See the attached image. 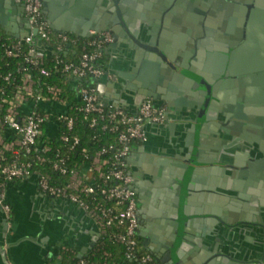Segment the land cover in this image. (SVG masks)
<instances>
[{"label": "water", "instance_id": "water-1", "mask_svg": "<svg viewBox=\"0 0 264 264\" xmlns=\"http://www.w3.org/2000/svg\"><path fill=\"white\" fill-rule=\"evenodd\" d=\"M42 1L44 15L53 30L60 33L73 32L82 38L90 37V31L93 29L100 32L110 31L115 39L109 45L111 52L120 49L125 52L126 49H130L129 57L135 52L140 53L141 56L134 57L136 63L133 65L134 68L132 66L130 69L133 75H129L133 78V85L130 87L137 95L136 102L129 105L123 100L105 99L109 105L123 107L135 113L147 98H151L156 106L163 108L162 101L170 99L162 96L166 87L184 95L183 102L179 103V107L180 104L183 105L179 109L182 115L177 119L167 115L168 111L174 109L170 101L169 110H166V121L162 124H147L145 128L146 130L151 126L163 129L168 127L169 120L179 121L176 126L179 139L174 144L176 155L165 153L166 157L172 159L173 167L171 170H166L162 180L164 186L169 189L170 221L164 226L158 243L150 247L149 252L161 264H202L199 261L184 262L180 255L183 243L188 238L191 218L186 194L201 170L208 174L210 171L223 168L224 173L240 178L235 182V190L231 189L232 184H230L223 197V200L234 204L238 213L228 212L224 215L220 212H204V219L215 224V228L220 226L231 230L241 227L257 231L263 239L257 238L258 241L255 243L257 255L247 264H264V26H259L260 29L257 26L258 22L264 24V21L258 17L260 12L264 14V0L242 1L244 15L240 18L242 29L239 33L234 34L235 32L228 28L220 30L206 26L204 39L201 38L200 32L193 33L195 37L193 49L191 47L183 51H180V46L166 45L160 38L158 27L143 29L137 20L139 17L137 8L131 0ZM190 1L192 2L190 4L198 7L197 12L204 16V21L208 24L211 21L221 20L216 17V12H219V16L229 18L232 13L231 4L240 0ZM52 2L55 3L53 6ZM83 3L95 9H83ZM180 4H182L181 0L163 2L162 10L165 17L161 18L160 26L166 22L169 10L176 12ZM69 7L70 9L75 7L80 20L74 26L61 25L57 17ZM21 19L26 21L24 34L18 33L15 29V21ZM0 28L5 29L15 38H23L31 34V25L25 17L23 2L0 0ZM33 33L37 35V30L34 29ZM37 45L47 52L53 50L51 46L46 47L41 39L37 40ZM104 52L108 53V50L105 49ZM202 53L205 57L204 72L196 70L194 62V59ZM118 69L120 68L115 66L114 60L111 59L109 67L97 81H102L109 75L119 76ZM121 76L126 75L121 74ZM234 85L237 90L233 94L228 87ZM236 99L238 110L232 107ZM176 105L178 106V103ZM243 105H253L257 114L251 115L248 110H241ZM218 109H221L222 123L216 122ZM212 123L220 129L214 128ZM218 132L222 134L223 141L216 139ZM209 135L215 140L208 139ZM145 138L148 140V133H145ZM234 150L237 153L233 157ZM253 150H257L259 155H255ZM130 174L135 178L134 170ZM30 179L38 181V176L35 175ZM229 183H232V180H229ZM243 184L255 188L248 190ZM135 185L134 179V188ZM40 196L47 204L48 212L57 210L58 219L43 216V220L36 217L35 222L28 223L18 214L16 207H12L18 225L16 229L6 226L0 236V264H21L18 253L30 245L37 248L42 246L45 264L51 262L57 244L67 238L64 235L55 240L51 239L52 232L57 230L55 225L62 222L63 213L66 212H78L88 218L100 235L94 219L77 203L48 196L45 193H41ZM60 208H63V213L59 211ZM251 213H254L253 216ZM64 229L66 231L67 226ZM67 232L70 235L71 231L67 230ZM214 235L215 231L204 230V239L212 240ZM72 243L79 252L80 258L88 250L92 251L90 247L80 248L74 239ZM176 258L179 261H176Z\"/></svg>", "mask_w": 264, "mask_h": 264}, {"label": "built area", "instance_id": "built-area-1", "mask_svg": "<svg viewBox=\"0 0 264 264\" xmlns=\"http://www.w3.org/2000/svg\"><path fill=\"white\" fill-rule=\"evenodd\" d=\"M23 6L32 32L23 38L4 39L0 34L5 55L18 56L29 46L26 63L40 66L41 73L47 77L52 73L70 77L71 88L76 89L82 102L78 110L92 116V127L115 133L116 137L93 154L84 149L82 158L73 160L72 151L79 145L80 138L72 135L76 123L75 117L70 115L74 108L72 103L64 98L62 87H38L29 66L19 69L21 82L12 93L0 87V206L8 221L12 220L8 184L37 175L43 193L68 199L87 211L99 227L98 243L109 241L123 245L126 259L136 260L138 264H161L143 248L138 238L139 204L127 158L133 145L145 139L147 124L166 121L165 110L147 98L135 113H131L123 107L109 105L98 94L95 81L105 73L104 50L115 40L110 31L91 30L88 44L92 49L81 53L77 60H65L60 53L66 51V46L74 43L79 35L55 32L44 15L42 0H23ZM34 29L37 35L33 33ZM38 39L53 50L40 49ZM51 53L56 56L49 63L46 55ZM4 79L9 82L14 80V75L9 73ZM85 79L92 86L83 84ZM62 125L65 131L60 140L69 150L54 152L51 143L61 133ZM53 153L54 158L51 157ZM67 251L74 250L68 245H59L53 257L55 262ZM80 264L87 262L81 260Z\"/></svg>", "mask_w": 264, "mask_h": 264}, {"label": "crops", "instance_id": "crops-1", "mask_svg": "<svg viewBox=\"0 0 264 264\" xmlns=\"http://www.w3.org/2000/svg\"><path fill=\"white\" fill-rule=\"evenodd\" d=\"M20 1L23 2V0ZM131 1L137 8V13L139 14L137 20L140 26L145 30L150 29L151 26L158 27L161 35L160 38H162L165 44L168 46H180V51L191 49V47L193 49V41L195 39L193 33L198 34L200 32L202 34L201 38L203 37L204 39V29H206V26L207 28H217L220 30L224 28L232 29L235 32L234 34L239 33L242 29L239 22L240 18L244 15L243 0L231 4L233 6L229 18L222 17L221 15L219 16V12H216V17H219V19L221 18V20L211 21L208 22V24L204 21V16L197 12L198 7L190 4L192 3L190 0H181L182 4L178 5L176 12L169 10L170 12H168L169 14L166 18V22L161 24V26V18L165 17V13L162 10L163 2L165 0ZM53 3L54 2H52V6ZM82 5L83 9H95L85 3ZM74 8L70 9L69 7L57 17L61 25L74 26L78 23L80 20L78 18L79 13ZM258 17L261 21H264L263 12H260ZM25 22L26 21L23 19L15 21V29L18 33H25ZM257 26L258 29H260L259 26L263 27L264 24L258 22ZM0 32L10 38H15L5 29L0 28ZM123 40L124 39H122V41ZM48 46L50 45H46V47ZM106 50H108V53L104 52L102 61L104 69L106 70L109 67L110 60L113 59L115 66L120 68L117 70L120 75H109L104 80L97 81L100 78L99 77L95 81V88L103 99H111L114 101L123 100L127 104L132 105L136 102L137 95L130 87L133 85V78L129 77V75H133L130 69L136 63V58L134 57L141 55L140 53L135 52L129 57L130 49H126L125 52H123L122 49L111 52V49H109L108 46L106 47ZM204 59V53L194 59L196 70L204 72ZM121 74L126 76H121ZM70 85L72 86V84ZM228 89L232 90L233 94L235 93V90H237L236 85L229 86ZM162 96L164 98H170L162 101L165 113L166 110H169L168 102L171 101L174 106V109L168 111V116L172 115L177 119L182 115L179 109H181L180 107L183 105L180 104L179 107V103L183 102V94H179L177 90L166 87ZM177 103L178 106L176 105ZM42 106L49 109L46 105ZM232 107L234 110H238L237 99L232 103ZM241 108L243 111L248 110V113L251 115L257 114L255 111L256 108L253 105H243ZM220 114L221 109H218L216 121L218 123H222ZM176 119H171L167 122L169 128L160 129L152 128L151 126L148 127L146 129V133L149 135L148 140L145 138L142 141L136 142L133 145L131 154L127 158L128 171L131 173V171L134 170V174L136 175L133 179H135L136 182L135 190L137 192L139 204L138 238L143 248L148 251L150 247L158 243L159 238L162 236L161 234L164 230V226H167L170 221L171 203L168 196L169 189L164 186L162 180L166 170H171L173 167L171 165L172 159L166 157L165 153L169 152L170 154L176 155L177 151L174 144L179 139L176 129L179 121ZM215 125L216 124L212 123L214 128L216 127L217 130L220 129ZM50 130L51 129L49 128L48 131ZM217 134L218 136L216 139L223 141L224 138L222 137V134L219 132ZM208 139L215 140L211 135L208 136ZM145 140H147L146 144H144ZM253 152H255V155H259L257 150H253ZM236 153L237 151L234 150L233 157ZM166 161H168V163H166ZM239 179L240 178L237 176H230L226 172L224 173L223 168H219L213 172L210 171L208 174L204 173V170L197 173L196 178L192 183L193 186L186 194L188 195L187 206L191 218L188 226V238L184 241L180 250L182 261L188 263L199 261L202 264H247L254 260L257 255L255 243L258 241V237L259 240L263 239L262 235L250 228L235 227L231 230L223 229L220 226L215 228V224L206 222L204 219V212H220L224 215L228 214V212H237L234 204L223 200V197L225 196L226 189L230 187V184H232L231 189L235 190V182ZM229 180H232V183H229ZM243 185L244 188H247L248 190L255 188L254 186L251 187L247 184ZM41 193L43 192L38 186V181H34V179L30 178L16 180L9 183L7 187V198L11 206L16 207L18 214L21 217H24L25 221L28 223L35 222L37 220L36 217H38L39 220H43V216H47L49 219H58L59 217L57 210L48 212V206L43 200V197L40 196ZM59 211L62 213L64 212L63 208H60ZM40 213L42 214V218H40ZM52 213L55 214L52 215ZM253 214L254 213H251L252 216ZM207 217L210 216L207 215ZM12 221L14 222V226L11 229H16L18 224L13 213ZM55 226L57 230L52 232V240L64 237V235L67 236V238L57 244L56 248L59 245L65 244L72 247V249L78 254L79 252L72 243L74 239L78 242L80 248L90 247L93 251L100 239V235L95 229V225H92L88 218L83 217L78 214V212L63 213L62 222ZM65 226H67L66 231L64 229ZM67 230L71 231L70 235H68L69 232H67ZM204 230H207L208 232L215 231L214 238H216V240L214 238H212V240L204 239ZM43 251L44 248L42 246L37 248L30 245L19 251L18 260L21 264H45ZM90 252L91 251L88 250L85 255ZM175 260L179 261L178 258ZM114 264L138 263L134 260L124 259Z\"/></svg>", "mask_w": 264, "mask_h": 264}, {"label": "trees", "instance_id": "trees-1", "mask_svg": "<svg viewBox=\"0 0 264 264\" xmlns=\"http://www.w3.org/2000/svg\"><path fill=\"white\" fill-rule=\"evenodd\" d=\"M1 34V32H0ZM5 39L6 35L1 34ZM76 41L66 46V51L60 53V57L65 60H77L78 56L84 51L91 50L92 48L88 44V38H82L80 36L75 37ZM29 50V46L23 48V51L20 55L15 57H7L4 52V47L0 45V87H3L9 93H12L15 86L21 82V73L18 72L19 69L23 68L25 65L29 66L30 69L35 74L38 87H45L47 85H56L60 86L63 89V96L66 100L70 101L74 107L70 111V115L75 117V127L72 132V135H77L80 138L79 145L72 151V159L80 160L82 151L87 149L91 154L95 153L102 146L108 144L110 141H113L116 137L115 133L109 131H100L97 126L92 127L90 124L91 115L86 116L83 112H80L78 108L81 106V101L77 97L76 89L71 88V79L65 74L62 73H52L51 76H45L41 73L40 66H33L27 64L25 61V56ZM55 54L51 53L46 55L49 63L54 61ZM12 73L14 75V80L5 81L4 77ZM83 84L92 86L91 82L88 79L83 81ZM62 127L61 133L57 136L56 140L51 143L53 150L55 151H67L69 150L68 146L60 140V136L64 133L65 129ZM54 153L51 155L54 158ZM126 259L125 249L121 244L112 243L109 241H101L97 244L95 249L89 254L79 257L78 254L74 251H67L63 254V257L60 261L55 262L53 259V264H80L81 260H86L87 264H114L121 260Z\"/></svg>", "mask_w": 264, "mask_h": 264}, {"label": "flooded vegetation", "instance_id": "flooded-vegetation-1", "mask_svg": "<svg viewBox=\"0 0 264 264\" xmlns=\"http://www.w3.org/2000/svg\"><path fill=\"white\" fill-rule=\"evenodd\" d=\"M4 213L5 212L2 207H0V234H2V232L6 229V226H8V228H12L14 226V222L12 220L9 222ZM54 214L55 213H52V215ZM39 215L41 216L40 218H42V214L40 213Z\"/></svg>", "mask_w": 264, "mask_h": 264}]
</instances>
